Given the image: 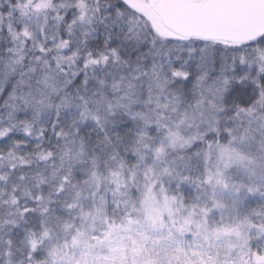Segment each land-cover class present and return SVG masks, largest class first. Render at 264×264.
I'll list each match as a JSON object with an SVG mask.
<instances>
[{
    "label": "snow or ice",
    "instance_id": "snow-or-ice-1",
    "mask_svg": "<svg viewBox=\"0 0 264 264\" xmlns=\"http://www.w3.org/2000/svg\"><path fill=\"white\" fill-rule=\"evenodd\" d=\"M0 264H264V0H0Z\"/></svg>",
    "mask_w": 264,
    "mask_h": 264
}]
</instances>
